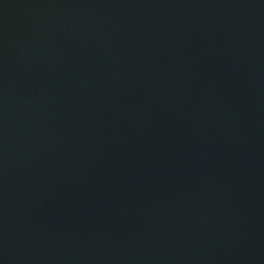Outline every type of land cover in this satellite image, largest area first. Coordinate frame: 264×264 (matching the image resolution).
Returning a JSON list of instances; mask_svg holds the SVG:
<instances>
[{"label": "water", "instance_id": "95a60500", "mask_svg": "<svg viewBox=\"0 0 264 264\" xmlns=\"http://www.w3.org/2000/svg\"><path fill=\"white\" fill-rule=\"evenodd\" d=\"M0 264H264V0H0Z\"/></svg>", "mask_w": 264, "mask_h": 264}]
</instances>
